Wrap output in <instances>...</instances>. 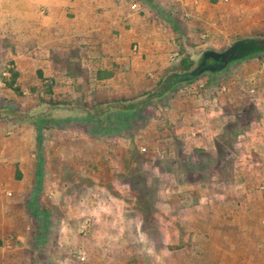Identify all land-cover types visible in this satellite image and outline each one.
I'll return each mask as SVG.
<instances>
[{
    "label": "rangeland",
    "instance_id": "rangeland-1",
    "mask_svg": "<svg viewBox=\"0 0 264 264\" xmlns=\"http://www.w3.org/2000/svg\"><path fill=\"white\" fill-rule=\"evenodd\" d=\"M141 1L161 12L177 36V60L161 80L171 72L184 74L178 71L181 62L199 63L207 50L222 52L236 41L264 38V0ZM253 63L263 64L264 54L235 62L221 72L205 73L190 83H177L165 95L150 99L152 103L143 109L144 118L138 120L140 128L125 136H91L72 120L43 122L44 127L52 126L34 136L36 190L31 198L38 221L28 242L29 264L215 263L207 238L212 229L218 230L219 211L210 202L225 195L235 201L241 198L235 186L244 177L234 173L244 165L239 156L251 149L237 143L241 137L252 139L247 134L250 117L246 114L235 120L217 136L223 150L213 156L215 164L208 169V154L202 148L198 155L170 159L168 146L160 141L164 139L161 124L172 132L168 109L173 100L186 96L199 97L208 91L219 98L221 93L235 95L240 90L250 99L253 89L264 88V78L257 87L250 80L251 69L245 66ZM36 75L39 79L21 82L14 60L0 52V110L35 114L54 103L97 105L89 92L65 97L59 83ZM29 125L0 123V139H31V127L38 128L35 123ZM202 136L197 132V138ZM113 149L122 159L109 165ZM91 155L101 159L99 166L91 162ZM221 162L224 177L213 174ZM162 164L169 174L160 170ZM91 171L94 176H88ZM257 179L261 186L256 195L264 198V177ZM220 183L226 188L219 190ZM203 214H213L216 222L212 224L211 218L207 222ZM226 220L224 230L236 231V222L231 217ZM197 233L205 239L197 240Z\"/></svg>",
    "mask_w": 264,
    "mask_h": 264
},
{
    "label": "crops",
    "instance_id": "crops-1",
    "mask_svg": "<svg viewBox=\"0 0 264 264\" xmlns=\"http://www.w3.org/2000/svg\"><path fill=\"white\" fill-rule=\"evenodd\" d=\"M176 39L172 24L141 0H0V52L14 60L19 80L39 79V73L42 79L59 83L63 96L89 92L97 105L153 90L177 60ZM245 67L251 69L250 80L260 85L264 63ZM249 96L239 90L219 98L208 91L179 98L168 109L172 132L161 124L160 141L168 146L170 159L198 155L202 148L208 154V169L215 164L213 156L223 150L217 136L235 120L250 117L247 134L252 139L241 137L237 143L251 149L239 156L244 165L234 173L244 177L235 186L241 198L230 200L224 194L210 202L219 211L218 230L212 229L207 238L212 264H264V198L256 195L261 186L257 177H264V88L253 89ZM30 130L31 139H0V264L30 263L28 242L38 221L31 197L36 190L34 136L39 135L36 127ZM197 132L203 136L197 138ZM117 152L112 150L109 165L122 159ZM93 158L91 162L99 166L101 159ZM219 167L213 174L226 176L222 162ZM160 170L169 174L165 164ZM88 176H94L92 171ZM217 185L219 190L227 186ZM203 215L207 222L210 218L216 222L213 214ZM228 217L236 222L234 232L224 230ZM196 238L205 239L198 233Z\"/></svg>",
    "mask_w": 264,
    "mask_h": 264
},
{
    "label": "trees",
    "instance_id": "trees-1",
    "mask_svg": "<svg viewBox=\"0 0 264 264\" xmlns=\"http://www.w3.org/2000/svg\"><path fill=\"white\" fill-rule=\"evenodd\" d=\"M241 47L243 61L249 58H255L264 54V38L253 37L244 40ZM199 63L183 60L179 66V72L188 73L195 69ZM177 72L167 74L166 78L161 80L158 89L129 99L108 101L95 105H76L75 103H54L50 109L38 113H29L17 110H0V122L21 125L25 123H35L40 135L41 130L49 129L51 125H42L45 121L77 122L82 128H85L89 135L97 137H121L128 135L134 130L140 128L139 119H143V109L147 107L161 86L169 84L174 79ZM210 73V72H208ZM216 73V72H215ZM192 82V81H190ZM189 82V83H190ZM172 87H165L163 95L168 93ZM162 95H157L161 97ZM57 112H65V115H58ZM70 118V120H68ZM140 124V125H138ZM34 212V211H33ZM34 214H36L34 212Z\"/></svg>",
    "mask_w": 264,
    "mask_h": 264
},
{
    "label": "water",
    "instance_id": "water-1",
    "mask_svg": "<svg viewBox=\"0 0 264 264\" xmlns=\"http://www.w3.org/2000/svg\"><path fill=\"white\" fill-rule=\"evenodd\" d=\"M244 42V40L236 41L231 47L222 52L215 50L205 51L195 69L188 73L175 74L174 79L171 80L169 84L161 86L160 91L151 98L153 99L157 95H162L165 87L169 85L173 87L179 82H190L208 72H221L227 69L231 64L241 61L243 59V55L240 50ZM209 61H213V63H210Z\"/></svg>",
    "mask_w": 264,
    "mask_h": 264
},
{
    "label": "flooded vegetation",
    "instance_id": "flooded-vegetation-1",
    "mask_svg": "<svg viewBox=\"0 0 264 264\" xmlns=\"http://www.w3.org/2000/svg\"><path fill=\"white\" fill-rule=\"evenodd\" d=\"M210 63H213V61H209Z\"/></svg>",
    "mask_w": 264,
    "mask_h": 264
}]
</instances>
